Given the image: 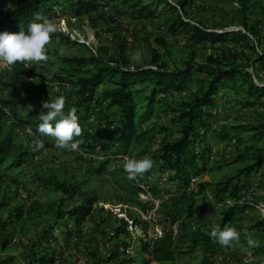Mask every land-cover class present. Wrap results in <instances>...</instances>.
Returning a JSON list of instances; mask_svg holds the SVG:
<instances>
[{"label":"rangeland","instance_id":"rangeland-1","mask_svg":"<svg viewBox=\"0 0 264 264\" xmlns=\"http://www.w3.org/2000/svg\"><path fill=\"white\" fill-rule=\"evenodd\" d=\"M122 1H108L104 6H99L97 13H85L77 17L69 8H56V15L50 21L57 26V32L46 46V61L30 65L17 62L14 66L0 62L1 81L8 82V75L14 68L27 69L33 79L30 86L32 92L27 97L0 86V101L25 100V104L18 107L23 112L17 114V110L8 113L14 118L21 113V116L39 114L47 111L43 108L45 102L51 103L57 97L64 96L63 111L66 114L74 103L75 86L79 81L90 78L98 68L111 67L114 63L125 64L130 69H147L153 65L154 53L160 56L159 63H164L169 71L182 70L187 63L204 64L209 58L220 60V56L226 55L231 58L228 62L230 67L241 68L252 74L255 82L264 86V68L257 65L255 70L252 67L250 59L255 58V51L243 46L244 42H226L220 46H211L209 43L192 45L182 34H169L165 16L161 14L163 8L155 0H141L140 5L132 11L135 15L140 7L151 4L154 18H135L132 14L122 13L123 9L118 8ZM201 2L200 24L203 27L220 33L244 32L235 0ZM262 5L264 8V0ZM11 7L10 0H0L1 10H10ZM187 18L196 23L194 14ZM250 21V24L256 22L254 25L261 30L264 27V14H257ZM248 35V45L258 49L257 39ZM155 39L165 41V48L155 44ZM147 44H152L154 53ZM66 59H92L96 68L92 63L78 68L66 63ZM106 85H101L98 91L108 87ZM148 94L147 90L137 98L138 116H148L145 123L137 122L138 132L143 136L125 148L116 139L107 138L113 133L112 128L98 136L101 143L96 152L91 154L82 149L60 152L51 147L54 137L41 144L29 132H16L15 141L27 150L30 160L18 169L6 171L5 179L19 183L20 190L16 197L12 195L9 200L7 197L2 198L1 193L8 194L4 186L0 188V202L6 203L0 211V222L4 223L1 237L8 238V246L0 250V261L47 264L26 262L30 247L41 241L46 247L48 244L44 236L51 235V232L64 245V237L60 234L63 223L57 221L58 214L77 207L89 198L96 199L92 207L96 224L87 222L82 232L70 240L63 254L59 255L58 248L54 250L53 264H95L96 256L104 259L118 245V241H130L128 237H112L121 220L130 225L133 219H138L146 225V231L129 226L132 242H137L138 238L160 235L163 227L170 226L166 218L177 213L185 218L184 212L189 210L193 214L187 224H199L205 231L213 230L221 223L219 208L223 206V202H216L215 193L228 178H234L247 183L253 195L247 197L250 206L246 211L234 216L231 222L223 226L234 227L240 233L239 240L233 241L230 247L221 246L216 240L203 246H188L182 249L176 262L167 264H264V190L259 188L264 185V177L245 180L241 174L246 165L251 163L254 148L260 149L264 145V108H241L239 101L243 95L233 92L229 93L227 101L212 108L209 128L203 136L210 150L207 155L208 166L203 174L191 179L186 191L188 203L177 206L169 201L173 196L166 193L167 190H174V184L168 182L172 173L163 169L155 157L160 155L161 142L180 137L173 117L177 111L176 104L188 99V95H169L166 100L157 96L150 105L146 99ZM100 116L97 113L92 115L87 125L94 128ZM222 132L227 135V143L218 139ZM145 157L153 160L152 169L129 179L123 168L124 163L129 158ZM99 162H106L104 168H98ZM8 165L9 161L0 166V177ZM12 186L17 187L16 184ZM176 227L172 225L173 230ZM249 239L254 243L249 244ZM138 246L136 243L129 249L130 257L136 264L141 255ZM49 250L53 251L52 244ZM124 259L120 258L122 261Z\"/></svg>","mask_w":264,"mask_h":264},{"label":"trees","instance_id":"trees-1","mask_svg":"<svg viewBox=\"0 0 264 264\" xmlns=\"http://www.w3.org/2000/svg\"><path fill=\"white\" fill-rule=\"evenodd\" d=\"M108 1L109 3L115 2V0H10L12 3L10 10L0 9V32L18 33L24 30L27 33L28 25L35 20L37 14L51 20L56 15V8L61 7L69 8L75 17L85 13H97L99 6H104ZM155 1L163 8L161 14L165 16L166 28L170 35L182 34L186 41L192 45L209 43L211 46H220L226 42H244L243 46H249L251 50L255 51V58L250 59L252 67H255V70H257V65L264 68V27L258 30L259 28L257 29L254 25L256 22L250 24L252 17L254 18L260 13L264 14L262 0H235L236 12L244 32L221 33L200 24L202 0ZM140 2L141 0H123L118 8L123 9L122 13L130 15L138 4L140 5ZM150 7L151 4L142 6L138 13L132 15L135 18H147L148 16L154 18V11ZM192 14L196 17V23L187 18ZM248 34L257 39L259 50L253 45H248L250 40ZM154 43L161 48L166 46L162 39H155ZM151 45L147 44L149 49L151 48V52L154 53ZM230 59L223 55L220 56V60L209 58L204 64L187 63L182 70L169 71L164 63H159L160 56L154 53L153 65L147 69H130L121 63H114L107 68H98L90 78L79 81L75 86L74 103L65 114L67 115L74 109L78 117L82 129L81 135L74 138L80 141L78 149L84 150L87 154L95 153L101 143L98 136L110 128L113 129V133L107 138L116 139L124 148L129 146L132 141L141 140L143 134L138 132L137 122L143 124L148 118L145 114L140 117L137 114V98L142 92L149 91L146 99L149 100L150 105L157 96L166 100L169 95L187 94L188 99L181 100L176 104L177 111L175 110L176 114L173 117V124L177 127L180 137L161 142L160 155L155 157V160L161 163L163 169L172 173L168 177V182L174 184V190L173 192L166 191L167 194L173 196L169 201L174 205L178 204L177 206L188 203L189 197L186 195V191L191 184V179L203 174L208 166L207 155L210 154V150L203 136L204 131L209 128L208 120L212 118V108L217 107L216 104H220V101L227 98L232 92L243 95V99L239 101L241 108H264V86L258 85L252 74L241 68L230 67L228 65ZM64 61L70 65L78 66V68L84 64H94L92 59H66ZM94 68H96L95 64ZM8 78V82L0 80L1 88L12 89L15 94L23 97L31 94L30 86L33 79L30 71L14 68ZM104 84H107L108 87L98 91V88ZM20 104L24 105L25 100L19 102L0 101V166H4L9 161V165L3 169V175L0 177V188L1 186L5 187V192L8 195L1 193V196L4 199L7 197V200L12 198V195L16 197L20 187L17 181L5 179L6 171L10 168L18 169L30 160L27 150L16 143V132H29L41 144H45L51 138L39 131L41 121L38 114L28 113L21 116V113L14 118L8 113L11 111L15 113L17 110V114L20 111L23 112L22 109H18ZM95 112L97 116H101L96 117L98 123L93 128L87 125V121L96 114ZM218 139L223 142L228 140L224 132L218 135ZM51 147L60 152H67L56 149L55 141ZM105 163L99 162L98 168H104ZM241 174L245 180L264 177V145L260 149L254 148L252 161L246 165ZM12 184H16L17 187L13 188ZM248 186L242 180L228 178L218 187L215 193L216 202L218 204L223 202V206L219 208L221 216L219 226L221 228L250 206L247 197L253 195L250 194ZM259 188L264 190V185H260ZM9 192L12 193H10L11 196ZM95 203V198H89L77 207L59 213L57 221L63 223V230L60 234L64 237L65 244L62 245L59 238L51 232V235L44 236V240L48 244L46 247L43 241L30 247L26 262L53 264L54 250L58 248L59 255L63 254L70 240L82 232L87 222L96 224L92 212ZM5 206V202H0V211ZM192 212V210L185 211V218H182L181 213L171 215L170 218L165 219L169 221L170 226L163 227L160 235L145 239L138 238L137 242L131 241L128 233L129 226H136L142 231H146V225L138 219H133L130 225L121 220L112 237L113 239L128 237L130 241H118V245L114 246L104 259L96 256L95 264L101 262L103 264H136L129 254V249L136 243L139 244L137 248L141 254L138 264L174 263L179 254L183 252L182 249L211 244L215 240L210 235L212 230L206 229L207 231H205L199 224L196 226L187 224L188 220L192 218ZM97 223L99 224L100 221ZM172 225L177 226L175 230L172 229ZM3 230L4 223L0 222V250H5L8 246V238L2 239L3 237H1ZM51 244L53 251L49 250ZM120 258L125 259L122 261ZM0 264L12 263L9 260H4L0 261Z\"/></svg>","mask_w":264,"mask_h":264},{"label":"clouds","instance_id":"clouds-1","mask_svg":"<svg viewBox=\"0 0 264 264\" xmlns=\"http://www.w3.org/2000/svg\"><path fill=\"white\" fill-rule=\"evenodd\" d=\"M57 32V26L46 17L37 14L35 20L28 25L27 33L21 30L18 33L0 32V62L14 66L17 62L33 64L48 59L47 45ZM65 97L59 96L53 102H45L43 108L47 111L39 114L41 121L39 131L55 138V147L61 151L75 152L80 144L74 139L81 135V127L75 110L64 114ZM54 122V123H53ZM151 158H129L123 168L129 179L142 175L153 167ZM217 243L230 247L233 241L240 238V233L234 227L221 228L219 225L210 233ZM249 244L254 242L249 239Z\"/></svg>","mask_w":264,"mask_h":264},{"label":"crops","instance_id":"crops-1","mask_svg":"<svg viewBox=\"0 0 264 264\" xmlns=\"http://www.w3.org/2000/svg\"><path fill=\"white\" fill-rule=\"evenodd\" d=\"M228 99L227 98H224L222 101H220L221 103L227 101ZM219 103H217L216 105L218 106Z\"/></svg>","mask_w":264,"mask_h":264},{"label":"built area","instance_id":"built-area-1","mask_svg":"<svg viewBox=\"0 0 264 264\" xmlns=\"http://www.w3.org/2000/svg\"><path fill=\"white\" fill-rule=\"evenodd\" d=\"M39 114H40V113H39ZM39 114H38V115H39Z\"/></svg>","mask_w":264,"mask_h":264}]
</instances>
